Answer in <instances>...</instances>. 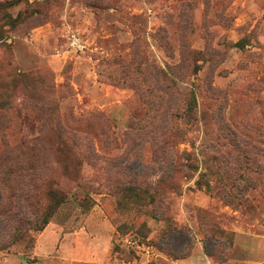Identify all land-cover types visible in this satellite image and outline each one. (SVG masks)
Wrapping results in <instances>:
<instances>
[{
	"label": "rangeland",
	"instance_id": "obj_1",
	"mask_svg": "<svg viewBox=\"0 0 264 264\" xmlns=\"http://www.w3.org/2000/svg\"><path fill=\"white\" fill-rule=\"evenodd\" d=\"M13 1L0 264H264V0Z\"/></svg>",
	"mask_w": 264,
	"mask_h": 264
},
{
	"label": "trees",
	"instance_id": "obj_2",
	"mask_svg": "<svg viewBox=\"0 0 264 264\" xmlns=\"http://www.w3.org/2000/svg\"><path fill=\"white\" fill-rule=\"evenodd\" d=\"M21 1H23V0H15L11 4H9V7H12ZM0 6L2 7V4H0ZM5 18L8 20V23L10 25L15 27L20 22H23L27 18V16H24L22 12H19L16 17L9 14V16H7ZM236 45L241 47V48L244 47L242 42H237ZM192 104H194V100H193ZM187 115L190 118L193 117L192 109H190V112H188ZM196 183H197V185L202 187L201 180H197ZM147 191L148 190L140 189L136 186L135 187L130 186L127 188L123 197H124V199H128L129 201H131L133 204L137 203L140 206H144L147 204L155 205V203H157L158 201L160 202V199L158 198L159 197L158 194L154 193V194H148L147 195ZM48 195L50 197V201H49L48 205L46 206V208L44 209V211L42 212L41 223L39 224V226L38 225L36 226V228H35L36 231L43 230L47 226V224L50 222L51 218L55 215V213L60 208V206L63 203H65L66 199L68 198V193L62 189L57 188V187L50 188ZM121 204H124L123 200L122 201L120 200L118 202V206ZM28 231L29 230L20 229V233L16 237L13 238L11 243L0 244V250L6 249L10 245L17 243L20 240L25 239L26 237H29L30 243H31V245H33L34 238L32 237V235L29 234Z\"/></svg>",
	"mask_w": 264,
	"mask_h": 264
},
{
	"label": "built area",
	"instance_id": "obj_3",
	"mask_svg": "<svg viewBox=\"0 0 264 264\" xmlns=\"http://www.w3.org/2000/svg\"><path fill=\"white\" fill-rule=\"evenodd\" d=\"M124 241L128 243L129 245H131L133 248H135V246L140 247L137 241L134 240L131 236H125Z\"/></svg>",
	"mask_w": 264,
	"mask_h": 264
},
{
	"label": "crops",
	"instance_id": "obj_4",
	"mask_svg": "<svg viewBox=\"0 0 264 264\" xmlns=\"http://www.w3.org/2000/svg\"><path fill=\"white\" fill-rule=\"evenodd\" d=\"M78 264H88V263H86V262H82V263H78ZM89 264H91V263H89Z\"/></svg>",
	"mask_w": 264,
	"mask_h": 264
}]
</instances>
